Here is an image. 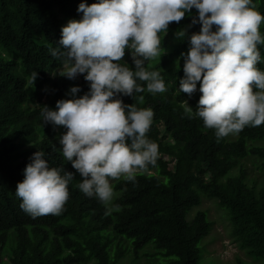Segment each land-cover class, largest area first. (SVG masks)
Listing matches in <instances>:
<instances>
[{
  "label": "trees",
  "instance_id": "obj_1",
  "mask_svg": "<svg viewBox=\"0 0 264 264\" xmlns=\"http://www.w3.org/2000/svg\"><path fill=\"white\" fill-rule=\"evenodd\" d=\"M79 3L0 0V264L6 251L10 264H118L146 247L152 252L143 255L153 258L154 264H200L199 245L212 223L203 211L190 221L186 216L200 205L202 196L216 200L225 212L238 247L263 260L264 190L247 183L240 164L251 156L264 166V144H258L264 143V122L217 139L215 130L195 115L200 93L188 97L178 91L183 76L180 53L187 52V36L200 27L191 24L195 9L169 23L167 32L159 34V55L145 62L146 69L159 71L167 90L121 97L124 104L153 110L146 136L158 145L156 166L138 173L134 182L123 177L110 180L118 193L111 210L107 202L86 197L78 189V174L67 186L69 198L59 215L32 217L19 207L15 186L33 151H45L50 167L74 172L57 142L63 127L42 125L40 106L54 110L57 100L70 98L66 92L71 86H79L77 98L88 90L83 75L72 80L61 76L62 62L49 52L60 39L61 26L80 18ZM253 3L264 15V0ZM181 29L186 35L177 38ZM259 31L264 35V21ZM257 47L262 57L257 67L264 70V44ZM124 62L132 67L127 54L120 61ZM33 71L37 77L32 84ZM42 88H49L50 96L38 95ZM184 101L191 112L185 111ZM163 156L174 160L173 166Z\"/></svg>",
  "mask_w": 264,
  "mask_h": 264
},
{
  "label": "clouds",
  "instance_id": "obj_2",
  "mask_svg": "<svg viewBox=\"0 0 264 264\" xmlns=\"http://www.w3.org/2000/svg\"><path fill=\"white\" fill-rule=\"evenodd\" d=\"M191 9L196 10L191 24L200 27L187 36V52L180 53L178 91L188 97L200 93L195 115L215 130L217 139L264 122V70L257 67L264 15L253 0H80V18L61 26L60 39L49 52L61 60V76L72 80L83 75L88 90L77 98L80 88L71 86L66 92L70 98L57 100L54 110L40 106L42 125L63 127L57 142L74 172L50 167L43 150L33 152L15 186L25 213L59 215L77 174L78 189L106 203L113 197L110 180L134 182L138 173L156 166L158 145L146 136L153 110L124 104L121 97L167 90L159 71L146 69L145 62L159 55V34ZM185 35L184 29L175 33L177 38ZM126 48L132 50L131 68L120 63ZM36 77L33 71L32 84Z\"/></svg>",
  "mask_w": 264,
  "mask_h": 264
},
{
  "label": "rangeland",
  "instance_id": "obj_3",
  "mask_svg": "<svg viewBox=\"0 0 264 264\" xmlns=\"http://www.w3.org/2000/svg\"><path fill=\"white\" fill-rule=\"evenodd\" d=\"M128 50V51H127ZM127 58L131 59L129 52L131 49H127ZM78 79V76L75 78ZM38 95L50 96L51 91L49 88H42L37 90ZM199 92H194L197 95ZM170 142V141H169ZM264 144L262 142L258 143ZM34 152V151H33ZM32 152V153H33ZM166 161H172L167 156H163ZM240 166L244 170L246 181L249 185H253L256 190H264V166L261 161L255 157H247L241 161ZM149 173H154L150 171ZM111 186H113V183ZM113 188V187H112ZM118 196V193L113 190V197L107 202V206L111 210L113 208V201ZM197 211L205 212L207 219L212 223L211 230L199 245L200 250V264H264L263 260H255L247 255L244 250H241L234 242L232 237V226L229 220L225 216V212L222 211L217 201L202 196L199 206L192 208L187 214V220L190 221ZM151 247H146L139 251L137 257L133 254H127L124 256L118 264H154L155 260L148 256H144L143 253H151ZM8 253L2 254V264H10L8 259ZM93 264V263H90Z\"/></svg>",
  "mask_w": 264,
  "mask_h": 264
}]
</instances>
